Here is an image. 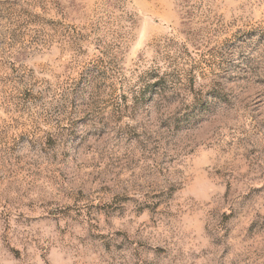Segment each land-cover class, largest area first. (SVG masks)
<instances>
[{
	"label": "rangeland",
	"instance_id": "374dc122",
	"mask_svg": "<svg viewBox=\"0 0 264 264\" xmlns=\"http://www.w3.org/2000/svg\"><path fill=\"white\" fill-rule=\"evenodd\" d=\"M0 264H264V0H0Z\"/></svg>",
	"mask_w": 264,
	"mask_h": 264
}]
</instances>
